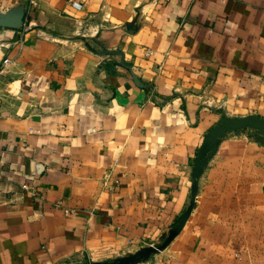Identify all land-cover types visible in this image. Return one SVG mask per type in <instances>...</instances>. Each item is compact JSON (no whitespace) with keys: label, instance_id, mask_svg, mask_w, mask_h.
Returning a JSON list of instances; mask_svg holds the SVG:
<instances>
[{"label":"crops","instance_id":"obj_1","mask_svg":"<svg viewBox=\"0 0 264 264\" xmlns=\"http://www.w3.org/2000/svg\"><path fill=\"white\" fill-rule=\"evenodd\" d=\"M25 18L0 0V264H264L260 140L219 146L185 222L212 130L264 119V0H39L21 35Z\"/></svg>","mask_w":264,"mask_h":264},{"label":"rangeland","instance_id":"obj_2","mask_svg":"<svg viewBox=\"0 0 264 264\" xmlns=\"http://www.w3.org/2000/svg\"><path fill=\"white\" fill-rule=\"evenodd\" d=\"M256 116H246V118H254ZM259 118V117H258ZM230 119H237V117H224L216 126H220L221 129L217 130L215 133V138H208L209 142L208 145L211 147L210 149L207 148V145L202 149V146L198 150L196 154V159L198 157V169L197 172L194 173L192 171V177H196L195 183H192V191L193 196L195 199L188 204L187 211H186V221L189 220L191 212L196 207L197 195L199 191H201V180L205 176L206 170L208 166L211 164L212 160L218 153V148L222 143L229 144V143H240L252 141V142H259V140L264 143V133L259 135L258 130L252 124H244L241 122H234L225 124L227 120ZM263 119V118H259ZM264 120V119H263ZM226 121V122H224ZM224 122V123H223ZM255 127V128H254ZM225 141V142H224ZM214 143V144H213ZM236 154V153H235ZM195 174V175H194ZM203 191V190H202Z\"/></svg>","mask_w":264,"mask_h":264},{"label":"built area","instance_id":"obj_3","mask_svg":"<svg viewBox=\"0 0 264 264\" xmlns=\"http://www.w3.org/2000/svg\"><path fill=\"white\" fill-rule=\"evenodd\" d=\"M20 1L22 2L23 6L26 10V18L24 19V21L21 25V32H20L21 35H23L24 33L28 32L29 29L32 27V23H31V21H29L27 19V15H29L30 12L33 10V8L38 5L39 0H20ZM72 5L75 7H79V5L76 3H73ZM150 53H151L150 51L146 50V51H144V56L147 57L150 55ZM11 62L12 61L9 58H5L2 61L1 66H0V74L1 75H3L5 73L6 69L11 64ZM240 118H242V117H240ZM22 188L27 189V186L23 185ZM65 212H66V214L71 213V211H68V212L65 211Z\"/></svg>","mask_w":264,"mask_h":264},{"label":"water","instance_id":"obj_4","mask_svg":"<svg viewBox=\"0 0 264 264\" xmlns=\"http://www.w3.org/2000/svg\"><path fill=\"white\" fill-rule=\"evenodd\" d=\"M224 122H226V121H224ZM223 122V123H224ZM234 122H241V123H244V124H252L253 126H255L256 128H257V130H258V133L260 134V135H262L263 133H264V120L263 119H259L258 117H254V118H246V117H242V118H237L236 120L235 119H230V120H227V122L225 123V124H229V123H234ZM254 127V128H255ZM219 129H221L220 128V126L218 127V126H216L213 130H212V132L209 134V136L207 137V139L204 141V144H203V146H202V149L207 145V148H211V147H209V145H208V142H209V140H208V138L210 139V138H215V133H216V131L217 130H219ZM214 144V143H213ZM198 157H200V155L199 156H197V159L195 160V166H194V173H196L197 172V169H198ZM195 175V174H194ZM195 181H196V177L194 176L193 177V183H195Z\"/></svg>","mask_w":264,"mask_h":264}]
</instances>
